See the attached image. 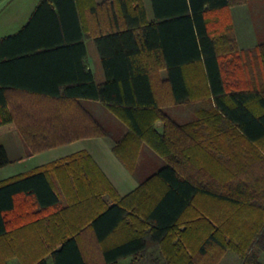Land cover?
Instances as JSON below:
<instances>
[{
    "label": "trees",
    "instance_id": "trees-1",
    "mask_svg": "<svg viewBox=\"0 0 264 264\" xmlns=\"http://www.w3.org/2000/svg\"><path fill=\"white\" fill-rule=\"evenodd\" d=\"M245 1L150 0L154 17L150 22L142 0H112L100 5L94 0H38L16 32L0 36V134L17 126L7 109L8 88L84 98L103 103L127 125L124 135L114 137L112 146L127 169L131 170L133 157L143 142L165 159L137 187L142 188L150 179L157 182L153 189L150 186L149 191H144L147 196L143 203L131 193L127 194L130 197L121 196L85 150L0 181V243L13 237L11 223L17 230L29 229L32 222L46 220V208L55 207L54 212L59 213L86 200V214L76 227H90L98 241L117 230L121 236L102 248L104 264H117L129 256V264H141L151 245L158 248L165 264H216L212 247L225 249L226 242L239 257L238 264H260L256 255L247 251L256 246L264 252V219H255L245 227L227 225L228 228L215 219L197 234L196 217L185 216L198 192L233 198L215 193L192 177L186 167L199 168L195 146L204 138L198 132L195 136L187 131L162 109L165 104L205 98L212 107L200 110L196 123L202 120L211 124L213 138L224 137L229 143L239 140L243 145L264 139V93L260 91L264 88L252 90L239 81L241 75H247L246 70H239L245 67L246 58L258 60L257 71L264 70V43L232 54L239 50L228 8ZM84 8L94 14V29L82 20ZM103 18L108 20V26ZM85 34L93 38L100 57L104 73L101 84L95 83L90 69L81 78L75 73L64 77L62 91L33 82L38 78L36 63L43 57L68 51L84 57ZM161 68L165 69L164 79L159 77ZM15 70L19 71V78L10 74ZM255 74L260 73L253 72L252 78ZM156 119L162 121L161 131L155 127ZM94 122L92 119L88 125ZM95 126L99 134H107L105 128ZM187 136L197 143L191 144ZM64 140L25 137L33 151ZM8 161L5 148L0 145V167ZM51 177L58 178V186ZM57 188L67 199L64 205ZM17 194L33 196L36 206L17 209ZM48 220L59 222L62 218ZM73 232L60 235L55 249L23 248L16 255L14 251L6 258L0 255V264H91Z\"/></svg>",
    "mask_w": 264,
    "mask_h": 264
},
{
    "label": "crops",
    "instance_id": "crops-1",
    "mask_svg": "<svg viewBox=\"0 0 264 264\" xmlns=\"http://www.w3.org/2000/svg\"><path fill=\"white\" fill-rule=\"evenodd\" d=\"M7 1L8 0L1 2L0 5ZM111 1L112 0H94L97 5ZM142 2L146 18L148 21L152 22L154 17L151 2L150 0H142ZM36 4L34 3L33 6H30L25 12L16 13L15 17L12 19V23H16L19 26H17L14 32L28 20ZM246 4L248 3L243 2L231 5L228 8L235 39L240 48L254 46L257 41H260L259 39H262V37H259L260 34L254 31L256 23H254L252 12H250ZM237 5H244V8L237 12L235 17L232 13V7ZM82 15V20L86 22V24H91V27L94 29L96 21L93 12H88L84 8ZM102 20L104 21V25H109L107 19L104 20L103 18ZM82 40L85 46L84 57L81 58L80 54L74 51L61 52L43 57L36 63L38 66L36 71L38 78L32 79L33 82L35 81L36 85L45 88L62 91L65 85L64 81H62L64 77H70L75 73L81 78L84 71L90 69L94 78L93 68L97 65V60L93 49L89 47V41H93V38L85 34ZM64 59L67 60L66 63ZM80 59L84 62V69L81 66ZM158 72L160 79H164L165 69L161 68ZM10 74L18 78L20 76L18 70L12 71ZM30 74L34 75V72ZM95 83L101 84L102 82ZM7 92V109L13 114L17 126L12 130L0 134V145L5 148L9 160L7 164L0 167V181L10 177L27 174L38 166L58 160L77 151L85 150L98 164L121 196L128 194L131 192V189L136 187V179L112 151V146L114 144L113 137H115L112 133L119 119L110 112L103 103L97 100L51 96L46 93L27 92L14 88H8ZM92 119L95 121V124H99L101 128L107 130L106 135L99 134L97 132L99 129L95 124L88 125ZM93 131L96 132L93 133ZM25 137L45 140H66L59 142L54 141L50 146L33 151L30 148L31 146L25 141ZM46 153H56L57 156L44 158L30 167L25 166L30 158ZM163 164L161 163L159 166ZM51 180L55 186H58V178L51 177ZM121 184L128 187V189L120 191L118 187L121 186ZM57 190L59 191L58 188ZM59 192L60 203L64 205L67 199L61 191ZM33 202H35L33 196L23 194H17L15 196L16 208L21 211L28 208L33 209L36 206V203L34 204ZM87 202L88 201L84 200L79 206L65 208L59 213L54 212L55 207L46 208V211H44L46 220L41 218L42 221H34L32 224H29V229H23L22 231H20V229L17 230V226L10 221V228H13L15 233H13V237L10 236L7 240L0 243L1 257L6 258L8 253L11 255L12 251H14L13 253L16 255L20 253L23 248L31 249L32 251L55 249L60 244V242L57 241L60 235L64 233L69 234L74 231V237L86 259L91 264H104L101 258L102 248L117 242L121 236L117 230L109 234L105 240L98 241L90 227L84 226L81 228V226H79L80 228H77L78 222L86 214L85 209L88 205ZM50 217H60L62 220L54 222L48 220ZM46 255L47 253L44 254V256ZM131 260L132 257L129 256L126 257L123 262H119L118 260L117 264H129Z\"/></svg>",
    "mask_w": 264,
    "mask_h": 264
},
{
    "label": "rangeland",
    "instance_id": "rangeland-1",
    "mask_svg": "<svg viewBox=\"0 0 264 264\" xmlns=\"http://www.w3.org/2000/svg\"><path fill=\"white\" fill-rule=\"evenodd\" d=\"M37 1L8 0L0 5V35L14 32L19 25L12 23L13 17H15L16 13L25 12L34 3L36 4ZM245 2L248 3L246 5H248L250 12H252L253 21L256 23L254 31L260 34L259 37H262V39H259L260 41H257L256 45L264 43V0H246ZM242 8H244V5L233 6V16L236 17L237 12L242 10ZM89 45L93 49L97 60V65L93 68L94 80L101 83L104 81V73L97 49L92 40L89 41ZM236 45L239 51L233 52V55L240 53L244 49H253L256 46L240 48L237 41ZM255 61L257 62L258 60L249 58L247 60L246 58L245 67H239V70L247 71V75L240 76V85L245 88H252V90L253 88H264V70L257 71L260 68ZM253 72H259L260 74H257V76L255 74L256 77L252 78ZM260 91L264 93V89ZM251 103H254V101L252 100ZM211 107L212 105L205 98L202 100L193 99L191 102L185 104H165L162 107L165 114L173 121L182 124L187 131L195 133V136L198 132L204 138V142L199 141L200 144L195 146L199 168L186 167L190 170V173H193L192 177L200 185L208 187V189H211L215 193L225 194V197L233 198L230 200L215 194L198 192L192 206L185 215L186 217H196L194 224L197 234L201 233L202 227L208 221L216 222L215 219H220V222L224 223V227L231 224L245 227L250 225L255 219H264V139L258 143L243 145L239 140L229 143L228 140L223 139L224 137L219 138L218 136L213 138L211 124L202 120L196 123V120L199 119L200 110H208ZM154 124L156 129L161 131L162 121L156 119ZM127 129V125L119 119L112 134L116 138H120ZM182 132L183 134L181 135L183 136L184 130L180 131V133ZM187 138L186 140H189L191 144L192 142L194 144L197 143L195 138L188 136ZM128 141L130 143V140ZM136 153L133 157L134 160H132V168L128 170L136 179L137 185L129 193H131V197H134L135 200L140 199L139 203H143L147 196L144 191L153 189L157 185V182L154 179H150L146 181L147 183L142 188L140 186V189H138V186L155 171L159 164H163L165 159L144 142L139 145ZM53 156H57L56 153L36 155L30 158L25 166L30 167L44 158H52ZM150 186L152 187L149 188ZM118 188L120 191L128 189L123 184ZM126 197L130 196L127 195ZM222 229L224 228L222 227ZM226 243L225 249L216 246L212 247V258L216 264H238L239 257L231 249L229 242ZM248 252L254 253L257 261L260 264H264V252L260 251L256 246H253ZM125 258L119 259V262H123ZM140 263L165 264V261L160 255L158 248L151 245L146 254L141 258Z\"/></svg>",
    "mask_w": 264,
    "mask_h": 264
}]
</instances>
